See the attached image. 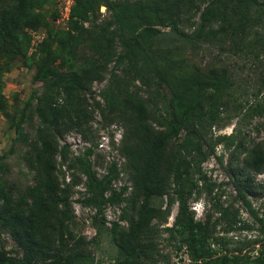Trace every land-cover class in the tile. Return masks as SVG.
Masks as SVG:
<instances>
[{
  "label": "rangeland",
  "instance_id": "374dc122",
  "mask_svg": "<svg viewBox=\"0 0 264 264\" xmlns=\"http://www.w3.org/2000/svg\"><path fill=\"white\" fill-rule=\"evenodd\" d=\"M205 2L183 30L199 21ZM72 6L65 15L61 0H0V201L30 199L41 79L75 71L76 112L51 135L54 182L65 203L55 234L64 253H82L81 264L111 263L118 242L123 252L132 250L133 264H264V13L250 11L260 15L259 37L251 32L241 42L226 33H206L197 47L170 35L155 39L157 54L176 55L178 72L222 76L220 88L204 90L200 129L191 137L172 89L142 84L117 57L123 0H97L83 21ZM198 150L205 154L202 177L185 201L199 222L189 250L172 174L176 161L190 170ZM84 155L115 193L123 187L117 202L103 206L102 219L80 203L84 178L75 160ZM92 219L102 222L99 235ZM112 222L114 238L107 232ZM14 242L0 227L8 254L17 250Z\"/></svg>",
  "mask_w": 264,
  "mask_h": 264
},
{
  "label": "trees",
  "instance_id": "16d2710c",
  "mask_svg": "<svg viewBox=\"0 0 264 264\" xmlns=\"http://www.w3.org/2000/svg\"><path fill=\"white\" fill-rule=\"evenodd\" d=\"M201 2L202 0H123V41L121 52L117 55L142 84L156 81L165 83L172 89L173 98L185 111L186 118L190 119L188 132L191 137L198 132L201 123L204 90L210 88L214 92L220 88L222 76L215 72L206 75L178 72L176 55L171 50L157 54L154 50L155 39L160 34L170 35L188 47H197L206 33H226L230 38L241 42L251 32L255 38L259 37L255 29L261 21L260 15H250V11L257 8L264 13V0H206L199 12V21L191 24L192 29L183 30L182 25H190L189 13L196 11ZM94 3L97 0H73L71 15L79 13L82 21L85 20L86 12ZM76 6L79 8L78 12ZM212 22L218 23V26L209 27ZM155 25L166 26L168 30L161 32ZM237 44L235 43V47L239 50ZM79 77L77 72L72 71L59 74L54 79L49 76L41 79L42 90L36 97L35 147L29 162L37 176L28 201L20 203L8 195L0 201V227L4 226L10 231L17 247L13 254H8L0 245V264H81L82 253H64L63 245L55 234L65 203L59 197L54 182L56 175L53 176L54 167L51 165L54 148L51 135L61 125L70 123L69 111L76 112L74 99L81 88L77 83ZM63 114L68 115L65 120ZM198 152L199 158L191 165L190 170H185L182 163L176 161L172 174L177 214L183 217V227L188 232L189 250L195 248L194 230L199 222L192 220L185 201L192 195L197 181L202 177L200 163L205 159V154L200 150ZM90 153L87 149L86 154ZM75 161L84 178L85 196L80 203L92 207L94 215L102 219L103 206L117 202L123 187L115 193L108 178L96 175L87 155L79 156ZM101 224L95 219L91 220L98 235ZM115 225L112 222L107 229L112 238L116 232ZM115 243L118 247L116 261L103 264H123V261L125 264H133L132 250L123 252V244Z\"/></svg>",
  "mask_w": 264,
  "mask_h": 264
},
{
  "label": "built area",
  "instance_id": "2783aa9c",
  "mask_svg": "<svg viewBox=\"0 0 264 264\" xmlns=\"http://www.w3.org/2000/svg\"><path fill=\"white\" fill-rule=\"evenodd\" d=\"M73 0H61V5L64 14L66 15L69 11L70 6L72 5Z\"/></svg>",
  "mask_w": 264,
  "mask_h": 264
}]
</instances>
